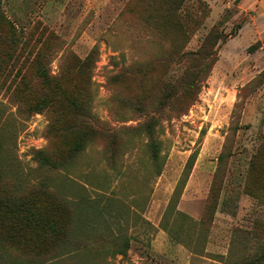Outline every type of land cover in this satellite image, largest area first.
Wrapping results in <instances>:
<instances>
[{
    "label": "rangeland",
    "instance_id": "obj_1",
    "mask_svg": "<svg viewBox=\"0 0 264 264\" xmlns=\"http://www.w3.org/2000/svg\"><path fill=\"white\" fill-rule=\"evenodd\" d=\"M203 1L211 12L188 49L197 48L217 25L235 35L220 45L213 69L200 78L196 103L164 127L165 165L159 176L151 171L144 142L138 139L129 149L120 147L113 160L105 154V143L95 140L70 170L43 166L35 151L56 147L47 137L49 115L28 112L0 89V177L22 190L43 182L74 212L69 243L44 264H177L183 249L192 254L194 264H227L247 253L241 245L230 249L229 242L233 229L250 228L256 217L264 220V203L250 196L264 195V188L258 189L264 168L261 177L255 174L248 180L246 174L252 155L264 146V84L255 83L264 71V0ZM2 6L8 16L27 15L59 38L61 48L50 65L54 75L65 53L83 59L94 50L95 116L115 128L137 124L113 116L117 88L109 83L123 64L151 51L137 25L135 0H4ZM226 140L225 173L215 180ZM195 151L181 196L171 204ZM123 239L129 248L125 255L117 254L116 245ZM0 264L29 263L8 251L1 254Z\"/></svg>",
    "mask_w": 264,
    "mask_h": 264
},
{
    "label": "trees",
    "instance_id": "obj_2",
    "mask_svg": "<svg viewBox=\"0 0 264 264\" xmlns=\"http://www.w3.org/2000/svg\"><path fill=\"white\" fill-rule=\"evenodd\" d=\"M3 1L0 0V89L28 112L49 115L47 137L56 142V147L37 150L34 155L43 166L64 171L73 168L78 155L95 140L105 143V154L109 153L113 160L120 147L129 149L138 139L144 142L151 171L159 176L165 165L161 139L164 127L181 119L196 103L200 78L213 69L220 45L235 35L224 33L217 25L197 48L188 49L211 12L203 0H135L137 25L144 30L151 51L141 60L123 64L109 77V83L117 88L111 113L119 122L131 118L137 121L134 126L115 128L93 112L96 52L91 51L83 59L65 53L59 72L52 74L50 65L61 48L59 38L27 15L21 19L8 16ZM113 64L116 68L117 60ZM255 83L264 84V71ZM227 151L226 140L217 159L215 180L225 173L222 166ZM197 155L195 151L188 157L171 204L179 200ZM263 168L264 146L249 161L248 180L255 174L261 177ZM262 181L258 189L264 188V178ZM250 196L264 203V195ZM211 208L207 219L210 222L215 204ZM73 219L70 204L43 182L22 190L0 177V257L15 251L29 264L48 262L69 243ZM251 225L232 230L230 249L241 245L247 253L227 264H264V220L256 217ZM116 247L115 253L125 255L129 241L123 239Z\"/></svg>",
    "mask_w": 264,
    "mask_h": 264
},
{
    "label": "crops",
    "instance_id": "obj_3",
    "mask_svg": "<svg viewBox=\"0 0 264 264\" xmlns=\"http://www.w3.org/2000/svg\"><path fill=\"white\" fill-rule=\"evenodd\" d=\"M175 256H176V254H175ZM178 256L180 257V260H178L179 262L177 261V264H194V262L192 261V254L190 252H188V251L183 249V252H180V253L177 254V257ZM201 258H202V260L210 261L206 257H201ZM201 264H206V263H201Z\"/></svg>",
    "mask_w": 264,
    "mask_h": 264
}]
</instances>
